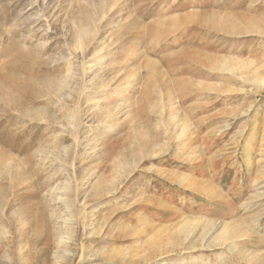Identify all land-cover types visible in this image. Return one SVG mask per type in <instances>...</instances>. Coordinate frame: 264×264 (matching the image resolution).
Returning a JSON list of instances; mask_svg holds the SVG:
<instances>
[{
    "label": "rangeland",
    "instance_id": "1",
    "mask_svg": "<svg viewBox=\"0 0 264 264\" xmlns=\"http://www.w3.org/2000/svg\"><path fill=\"white\" fill-rule=\"evenodd\" d=\"M99 3L0 0V88L22 106L17 115L0 103V264H264V0H120L116 17L133 15L139 29L124 35L108 17L99 48L120 40L110 66H135L139 75L125 96L129 108L104 135L89 110L91 88L58 108L43 93L68 74L58 61L65 37ZM111 90L108 108L123 102ZM75 108L79 131L75 141L66 135L73 151L63 168L50 141L61 130L41 119L55 113L67 126ZM135 129L148 147L136 143ZM87 135L100 139L95 157ZM9 159L25 181L12 180ZM107 181L109 190L96 193ZM70 183L73 225L63 223L58 202ZM212 222L237 230L236 240L209 246L201 233Z\"/></svg>",
    "mask_w": 264,
    "mask_h": 264
},
{
    "label": "bare ground",
    "instance_id": "2",
    "mask_svg": "<svg viewBox=\"0 0 264 264\" xmlns=\"http://www.w3.org/2000/svg\"><path fill=\"white\" fill-rule=\"evenodd\" d=\"M120 3V0H100V3L98 5H96L93 9H88V10H83L84 12V20L82 21L81 24L74 26V29L71 31V33L68 35H66L65 37V43H63V47L61 49H66V50H61L60 53V58L58 59L59 62H61L63 64V67H65V72H67L68 74H66L64 77H62L58 82H56L55 84L51 83L50 86H48V88H43V93L44 91H46V95L50 99L49 101L54 103V105L58 108L59 106H61V104L63 103H71L73 104L74 102H77L78 99H81V97L85 94H83V88L85 87V89H90L91 91L95 92L94 97L90 98V104L89 106V110L91 112H93L92 114L95 113V118L97 123V128H99V132L101 135L104 134H109L113 131L114 127L116 126L115 121L117 120V117L119 116V114L123 113V111L127 108H129V104L127 103L128 98L125 96H127L128 93H130L134 87V82L137 80L138 81V75H139V71L137 67L135 66H124V65H120L119 70L115 69L114 67L110 66V59L111 57H116L117 54H119L120 49H122L121 47H116L118 42L112 41L110 43V45L104 47V48H99V30L102 28V22L106 21V19L109 17V23L108 25H112V27L115 28V26H120L119 24H123V33L124 35L126 34V32H134L137 31L139 29V22L137 19L133 18V15L130 17H122L121 14L117 15L116 17V11L114 10L116 6H118V4ZM122 3V2H121ZM124 3V2H123ZM120 5V4H119ZM118 8V7H117ZM120 8V7H119ZM122 9V8H121ZM41 11V10H40ZM1 12V11H0ZM122 12V10H121ZM128 14V13H127ZM132 17V18H131ZM2 18V17H1ZM40 19V18H39ZM119 19V20H118ZM121 19V20H120ZM1 20V19H0ZM3 20V19H2ZM41 20V19H40ZM38 22V20H37ZM33 24V23H31ZM31 24L28 25L31 27ZM38 25V24H37ZM27 26V25H26ZM36 26V25H35ZM34 26V27H35ZM28 27V29L30 28ZM27 28V27H26ZM48 28V27H47ZM111 28V27H110ZM17 29V28H16ZM31 29V28H30ZM40 29V28H39ZM3 31V30H2ZM32 31V30H30ZM48 31V30H47ZM140 31L142 32V30L140 29ZM127 33V34H128ZM5 35V34H4ZM2 35V36H4ZM10 35V34H9ZM99 36V37H98ZM3 38V37H2ZM23 38V37H22ZM52 39V38H51ZM3 40V39H2ZM12 40V39H11ZM14 40V39H13ZM23 40V39H20ZM42 40V39H41ZM53 40V39H52ZM123 40V39H121ZM10 41V40H9ZM31 42V41H30ZM130 46L133 44V41H128ZM18 43V42H17ZM10 44V43H9ZM42 44V43H41ZM135 44V43H134ZM11 45V44H10ZM13 45H15V42L13 41L12 47ZM62 45V44H61ZM121 45V44H120ZM19 47H17L16 49L21 48L20 45H18ZM27 46V45H26ZM48 46V45H47ZM6 47V46H5ZM15 47V46H14ZM24 47V46H22ZM37 47V46H36ZM128 47V46H126ZM8 49V48H7ZM6 49V50H7ZM22 49V48H21ZM26 49V48H23ZM31 49V48H30ZM44 49V48H43ZM5 50V48H4ZM3 50V51H4ZM10 50V49H9ZM12 50V49H11ZM41 50V49H40ZM133 50V49H132ZM130 51V50H129ZM128 51V52H129ZM135 51V49H134ZM20 52V50H19ZM18 52V54H19ZM23 52V51H21ZM27 52V50L25 51ZM24 52V53H25ZM60 52V51H59ZM11 53V52H9ZM29 53V52H28ZM27 53V54H28ZM34 54H30L29 56H34L36 52H33ZM133 53V52H132ZM131 53V54H132ZM6 53H4L5 55ZM25 53V55H27ZM129 55V53H127ZM141 54V53H140ZM20 55V54H19ZM23 55V54H22ZM24 55V57H26ZM41 55V54H39ZM48 55V54H47ZM57 55V54H56ZM72 55H74L75 57L81 58L82 60V64H75L71 59H69V57H71ZM91 55L92 59H93V66L90 68V70H92V72L89 71L88 67H86V63L84 62L87 58V56ZM120 55V54H119ZM118 55V56H119ZM3 56V55H2ZM28 56V55H27ZM73 57V56H72ZM30 58V57H29ZM40 58V57H39ZM50 58V57H49ZM49 58L47 60H49ZM34 59V58H33ZM37 59V58H35ZM91 59V60H92ZM25 60V59H24ZM27 60V59H26ZM29 60V59H28ZM32 61V59H30ZM52 60V58H51ZM54 60V59H53ZM39 61V60H38ZM56 61V60H55ZM113 61V60H112ZM52 62V61H51ZM24 63V62H23ZM47 63V62H46ZM36 64V61L35 63ZM45 65V64H44ZM47 65V64H46ZM60 65V64H58ZM57 65V66H58ZM124 66V67H123ZM48 67V66H47ZM131 67V68H130ZM57 68V67H56ZM55 68V69H56ZM59 70H62L61 68ZM64 71V70H63ZM89 73H91V75L93 76V79L91 81H89V83L87 82V78L89 77ZM115 75V76H113ZM17 76V75H16ZM113 76V78H111ZM16 78V77H15ZM14 79V77H13ZM17 79V78H16ZM15 80V79H14ZM130 80V81H128ZM19 81V80H18ZM128 81V82H127ZM8 82V81H7ZM16 83V81H14ZM127 82V83H126ZM12 84V83H11ZM19 84V83H18ZM17 84V85H18ZM1 85V84H0ZM4 85V84H3ZM10 85V84H8ZM16 86V85H15ZM20 86V85H19ZM30 86V85H28ZM28 86H25V92H29L31 93L32 96V91L30 88H28ZM24 87V86H23ZM121 87H123V89H121ZM5 88V87H4ZM18 88V87H17ZM17 88H14L15 91ZM7 89V88H6ZM37 89V88H36ZM111 89H114L113 94H115L114 96L116 98H123V102L118 104V101H115V105L112 107H107V106H103L102 104L104 103V98H106V95L109 93V91ZM18 90V89H17ZM39 89H37L38 91ZM87 91V90H86ZM112 91V90H111ZM17 92V91H16ZM39 92V91H38ZM128 92V93H127ZM18 93V92H17ZM15 93V94H17ZM21 94V93H20ZM23 94V93H22ZM40 94V93H39ZM83 94V95H82ZM13 93L12 91H6L0 88V103L2 104V111L5 112V109H8L11 112H20L21 111V104L20 102L15 99L13 97ZM28 95V94H27ZM43 95V94H42ZM16 96V95H14ZM24 96V95H23ZM38 96V95H37ZM41 96V95H40ZM28 97V96H27ZM30 97V96H29ZM39 97V96H38ZM44 97V96H43ZM18 98V96H17ZM19 98L21 99V97L19 96ZM24 98V97H23ZM24 100V99H22ZM21 100V101H22ZM52 100V101H51ZM33 101V100H32ZM48 102V101H47ZM112 103V102H111ZM23 104V103H22ZM30 104V103H29ZM75 104V103H74ZM69 105V104H67ZM169 106V105H168ZM49 107V106H48ZM62 107V106H61ZM131 107V106H130ZM24 108V106H23ZM65 108V107H64ZM173 108V107H172ZM47 109V108H46ZM170 109V108H169ZM41 110V109H40ZM39 110V111H40ZM58 110V109H56ZM64 110V109H63ZM3 112H1L0 114H2ZM59 113L62 111H58ZM7 113V111L5 112ZM4 113V115H5ZM9 114V112H8ZM13 115V113H10ZM19 113H17L18 115ZM24 114V113H23ZM45 114V113H43ZM47 114V113H46ZM55 114V113H54ZM53 114V115H54ZM87 114V113H86ZM3 117L1 118H4ZM48 116V117H43L41 119L42 124H46L49 126L52 125L54 126L55 129L57 130H61V132H55V131H50V133L52 132L51 135H53V137H50V141L53 144L52 146H54L53 148H55V152H56V159H54V164H59V160L62 161V165L63 168H66L68 161H70L71 157H72V146H65L64 142L65 139L67 138L66 135H70V136H74V141L77 140V137H75L79 131V121L78 120V116L76 113V108L70 113L68 114L69 119H68V124L67 126L65 125V123H63L62 118L60 116H56V114L53 116ZM7 115H5L6 117ZM11 116V115H10ZM22 116V115H21ZM80 116V115H79ZM178 116V115H175ZM9 117V115L7 116ZM15 117V116H14ZM18 117V116H17ZM23 117V116H22ZM32 117V115H31ZM42 117V116H41ZM83 117V116H82ZM81 117V118H82ZM89 117V116H88ZM179 117V116H178ZM16 118V117H15ZM40 118V117H39ZM64 118V117H63ZM68 118V117H67ZM113 118V119H112ZM10 119V118H9ZM12 119V118H11ZM20 119V118H18ZM27 119V118H26ZM31 119V118H30ZM29 119V120H30ZM66 119V118H65ZM112 119V120H111ZM178 119V118H176ZM67 120V119H66ZM84 120V119H82ZM20 121H22V119H20ZM18 121V122H20ZM25 121V119L23 120ZM40 121V120H39ZM180 121V120H179ZM178 121V122H179ZM182 121V120H181ZM15 122V121H14ZM12 122L15 126L18 122L16 120V124ZM27 122V120L25 121V123ZM29 122V121H28ZM31 123V122H30ZM159 123V122H158ZM182 123V122H181ZM33 124V123H32ZM38 124V123H37ZM10 125V124H9ZM20 125V124H19ZM39 125V124H38ZM40 125V126H41ZM18 126V125H17ZM22 126V125H21ZM6 127V125H5ZM39 127V126H38ZM13 130V127H11ZM49 128V127H48ZM22 129V128H21ZM37 129V128H36ZM46 129V128H45ZM52 129V127L50 128ZM9 130V129H8ZM11 130V131H12ZM16 130V129H15ZM25 130V129H24ZM33 130V129H32ZM44 130V129H43ZM48 130V129H47ZM18 131V130H17ZM21 131V130H20ZM3 132V131H2ZM1 132V133H2ZM22 132V131H21ZM36 132V131H35ZM42 132V131H41ZM49 132V130H48ZM14 133V132H12ZM24 133V132H23ZM44 133V132H43ZM65 134V135H63ZM134 134V133H133ZM135 141L136 143H138L139 147L144 149L146 147H148L147 144V140L148 137L145 136L143 133H141L138 129H135ZM2 135V134H1ZM23 136V135H22ZM32 136V134H31ZM1 137V136H0ZM15 137V136H14ZM20 137V135H19ZM69 138V137H68ZM13 140V139H12ZM58 140V141H57ZM84 140H88L89 143L91 141V145L93 146L92 152L89 154V156L95 157L94 154L96 153V148H97V144L98 141L100 140L98 137L96 136H85ZM8 141V139H7ZM73 141V142H74ZM150 141V140H149ZM48 142V141H47ZM4 143V142H3ZM9 145L10 142H7ZM82 143V142H81ZM133 143V142H132ZM1 144V143H0ZM5 144V143H4ZM74 145L76 143H73ZM6 145V144H5ZM43 145V144H42ZM40 145V146H42ZM89 145V144H88ZM150 145V144H149ZM15 146V145H14ZM13 146V147H14ZM39 146V147H40ZM38 147V149H39ZM45 147V146H44ZM47 147V146H46ZM49 147V146H48ZM47 147V148H48ZM51 147V146H50ZM11 148V147H10ZM41 148V147H40ZM12 149V148H11ZM134 150V149H133ZM2 151V150H1ZM38 151V150H37ZM43 151V150H42ZM40 151V152H42ZM143 151V150H142ZM146 152V151H145ZM3 153V152H2ZM39 153V152H38ZM144 153V151H143ZM52 154V153H51ZM140 154V153H139ZM3 155V154H2ZM47 154H45L46 156ZM36 156V155H35ZM53 156V155H52ZM138 156V155H137ZM8 158V156H6ZM48 158H51V156H47ZM55 157V156H54ZM4 158V157H3ZM42 158V157H41ZM2 159V158H1ZM0 159V161H1ZM46 159V157H45ZM97 159V157H96ZM94 158V160H96ZM7 160V159H6ZM42 160V159H41ZM48 160V159H47ZM5 161V158L4 160ZM46 161V160H45ZM50 161V160H49ZM93 162V161H92ZM28 163V162H27ZM52 163V162H51ZM96 163V162H95ZM49 164V163H48ZM98 164V163H96ZM95 164V165H96ZM3 165L6 168L10 169V177L12 178V180L14 181H25L27 179V177L20 176L21 175V170L22 167L18 162H15L13 159H9V161L3 162ZM47 165V164H46ZM2 166V165H1ZM61 166V164L59 165ZM2 168V167H0ZM68 168V167H67ZM58 169V168H57ZM61 169V168H60ZM2 170V169H1ZM8 170V169H6ZM4 171V170H2ZM1 171V173H2ZM59 172V171H56ZM65 172V171H64ZM5 173V172H4ZM63 173V170H62ZM6 174V173H5ZM3 175V174H2ZM8 175V173H7ZM66 175V173H65ZM64 175V176H65ZM9 177V176H8ZM14 178V179H13ZM10 179V178H9ZM68 180V179H67ZM74 181V180H73ZM115 179L113 178L111 183L114 186L115 185ZM66 183V182H65ZM101 183V182H100ZM109 183L108 181L105 182V184L103 185V187L98 186L97 187V192H104V191H108L109 186H106V184ZM78 184V183H77ZM117 184V182H116ZM102 185V183H101ZM113 186H110V188L112 189ZM74 183H70L69 185L66 186V188L63 189V192H60V198H58V202L61 204V206L64 207V209L66 210L64 214V217H67L63 223L64 224H70L73 225L75 222V215L77 216V214H75V202H76V196H75V192L74 190ZM96 188V187H95ZM108 193V192H107ZM77 195V194H76ZM79 195V193H78ZM87 199V198H86ZM185 224V223H184ZM187 225V224H186ZM204 229L201 227V230L203 229L201 236L206 239V237H210L209 238V246H212L214 242H218L220 244V242H227L229 240H236L237 238V230H232V229H227V225L224 223H213L212 224H205L203 225ZM237 226V225H236ZM240 226V225H239ZM238 226V227H239ZM186 227V226H184ZM200 228V227H199ZM72 230V229H71ZM198 227H192L191 230H189L190 233H194L197 232ZM187 231V230H186ZM187 233V232H186ZM185 233V234H186ZM184 242V241H183ZM222 243V244H223ZM212 244V245H211ZM221 244V245H222ZM230 244V243H229ZM64 245V244H63ZM234 246V245H233ZM232 246V247H233ZM230 247V246H229ZM25 251V250H24ZM195 251V250H194Z\"/></svg>",
    "mask_w": 264,
    "mask_h": 264
}]
</instances>
